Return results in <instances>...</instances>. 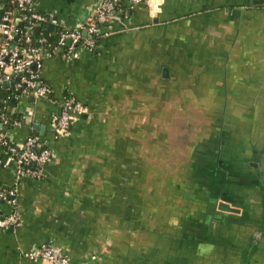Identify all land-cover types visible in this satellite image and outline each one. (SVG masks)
<instances>
[{
  "label": "crops",
  "instance_id": "1",
  "mask_svg": "<svg viewBox=\"0 0 264 264\" xmlns=\"http://www.w3.org/2000/svg\"><path fill=\"white\" fill-rule=\"evenodd\" d=\"M101 1L35 0L33 7L71 28L93 16ZM126 6L101 26L92 52L81 48L71 58L43 61L48 98L12 102L9 111L21 121L9 136L20 143L38 135L53 160L41 180L17 182L0 147V186L16 189L21 217L18 228L0 231V264H45L23 255L46 244L73 264L211 263L189 243L194 236L181 242L179 228L165 226L150 201L165 194L161 167L170 147H176L171 164L179 168L173 190L189 177L213 181V166L197 171L191 164L205 162L217 139L227 155V144L240 152L229 161L238 171L226 183L244 181V189L232 187L222 200L236 211L230 216L240 223L242 244L220 242L222 254L212 260L264 264V0H163L155 17L140 6L122 13ZM64 96L84 111L56 136L50 124ZM214 182L221 187L220 178ZM0 209L12 211L6 202ZM197 234L200 245L208 243L205 231Z\"/></svg>",
  "mask_w": 264,
  "mask_h": 264
},
{
  "label": "built area",
  "instance_id": "2",
  "mask_svg": "<svg viewBox=\"0 0 264 264\" xmlns=\"http://www.w3.org/2000/svg\"><path fill=\"white\" fill-rule=\"evenodd\" d=\"M34 2L35 0H14L17 9L26 10L28 8L31 11V15L28 17L29 27L24 30L26 47H20L14 43V26L17 20L9 17L0 19V87L5 82H8L9 86L16 83L15 90L20 92L14 98L15 100L23 96L43 99L51 95V88L42 80L40 69L43 61L54 55L47 48L45 39H40L37 45L32 46L31 26L39 27L46 20L53 29L62 25L54 17L35 11ZM124 2H127V8L122 13L140 6L146 8L150 15L155 17L161 9L163 0L101 1L93 16L87 17L75 27L63 29L58 40L62 57L71 58L81 48L92 52L102 36L101 26L107 23L111 16L118 13V8ZM83 111L84 107L80 102L71 96H64L50 124L51 131L56 136L68 132L72 122L75 121V115ZM19 124V122H14L12 128ZM6 125L7 118L0 110V147L8 161L14 166L16 181L25 178L37 181L44 178L45 166L53 160L51 150L38 135H30L20 143L13 141L9 136V131L12 128L9 129ZM4 202L11 205L12 211L10 214L0 212V231L18 228L21 225V217L17 212L16 189L14 187L1 189L0 205ZM23 257L28 261H41L45 264H73L68 255L50 244L41 245L31 252L25 253Z\"/></svg>",
  "mask_w": 264,
  "mask_h": 264
},
{
  "label": "flooded vegetation",
  "instance_id": "3",
  "mask_svg": "<svg viewBox=\"0 0 264 264\" xmlns=\"http://www.w3.org/2000/svg\"><path fill=\"white\" fill-rule=\"evenodd\" d=\"M200 128V126L198 125V129ZM200 130V129H199ZM196 132L194 137H197V135H200V132ZM199 137V136H198ZM221 140V139H220ZM219 139H217L216 141H218V145H216L215 147H213L210 150H207L206 155L204 154V157L206 159V161L204 162L203 160L201 161L199 158H195L193 161V164H191V168L199 171L200 168L204 167L207 168L209 166H213V170L211 172H213V175L216 178H220V180L222 181V183L220 184L221 187H214L213 185L217 186V183L213 181H211V179H207V182H210L211 187L209 188L211 189H218L219 188V192L222 193L223 189H226L225 184L227 185V180H228V171L224 170L226 168V162L221 163L220 159H225L224 156H231L232 159L233 157L235 158V154H236V149L233 151L230 148V145H226V143L223 142V144L226 145V151H231L230 155H227L225 152V149H223L224 151H221V144L219 143L220 141ZM220 144V145H219ZM233 144V143H232ZM172 148V147H170ZM168 148L170 151H175L176 152V147H173L172 149ZM170 151H166V161L167 163L165 165H163L161 167V170L164 169V173L165 174V180L164 181V195L157 197V193L156 196L153 197V199L150 201V209H152V207H154V210L158 211V214L160 213V216H162L163 220H164V224L166 227L169 226H174V228H179L180 233L181 234V242L183 241H188L186 239H190V235L189 233L194 236L192 237L193 240L189 243H191V245L195 244L197 245L199 248L201 247L203 252H205V255H208L211 258V263L210 262H205L204 264H214L213 262V256L216 257L219 254H222V251H218V249H221L220 247V242L222 243V241L225 240V245L227 244L228 240L232 241V244H228V247H232V245L234 244V241L237 242L238 244L240 243V245L242 244V241L240 240V238L237 235V226L240 225V223H238L236 221V219L232 216L236 215V211L234 209L230 210H220L218 208L219 203H224V199L223 196L222 197H218L215 198L212 202V205L207 206L204 205V201H202L201 199H198V197L201 195H203V193H211V191H208V189L205 186V182L206 180L203 181H199L196 180L195 178H188L186 179L185 183L183 184V186L180 187V190H178L176 192V190H173V185L174 183H176V181H173L175 176H176V169L178 170L179 168H176V164H171V159L170 158ZM226 159H228L226 157ZM223 162V161H222ZM232 164V163H231ZM237 163H234V173L236 171H238L237 169V165H235ZM233 165V164H232ZM171 167H174V170L171 169ZM182 170L186 172H188L187 169H185L186 167H184L183 165L180 166ZM190 171V170H189ZM217 171V173H216ZM190 173V172H189ZM188 173V174H189ZM205 174V173H204ZM221 174L226 175L227 179L225 182V179L222 180L223 176H221ZM203 176V175H202ZM201 178V176H200ZM172 179V180H171ZM248 179L250 180V183L252 184V176L250 174V176L248 177ZM225 182V183H224ZM239 184H237V187H240L241 190L244 189V181H238ZM215 183V184H214ZM207 184V183H206ZM214 187V188H212ZM235 187V188H237ZM239 189V188H238ZM163 191V190H162ZM161 191V192H162ZM208 191V192H207ZM156 192V191H154ZM213 192H215L213 190ZM212 192V194H213ZM234 197L237 198L238 193L234 190ZM152 197V196H151ZM156 203L158 205H156ZM236 204H238V202H235ZM153 204V206H152ZM208 207L205 212L203 210V207ZM229 208V207H228ZM230 214H228V213ZM151 214H153L150 212V217ZM232 215V216H230ZM240 222V221H239ZM219 224L223 225V227L225 228L224 232L223 231H218L219 228ZM227 227L229 228V231L227 230ZM172 228V227H171ZM239 229V228H238ZM204 231L207 233L205 235L206 236V240L208 243H206L205 245H200L201 241L199 238V235L197 234V232L199 233H204ZM169 234V233H168ZM176 235V233H175ZM205 240V241H206ZM210 241V242H209ZM176 244V242H175ZM183 245V247L185 246V244H178L177 248L179 249L180 246ZM217 245V247H216ZM186 247V246H185ZM184 247V248H185ZM226 249H228L227 247H225L223 250L226 251ZM222 250V249H221ZM170 264H175V262L173 260H170Z\"/></svg>",
  "mask_w": 264,
  "mask_h": 264
},
{
  "label": "trees",
  "instance_id": "4",
  "mask_svg": "<svg viewBox=\"0 0 264 264\" xmlns=\"http://www.w3.org/2000/svg\"><path fill=\"white\" fill-rule=\"evenodd\" d=\"M0 19L3 17H9L16 19V24L14 26V43L20 47H26L24 43V30L29 27L28 17L31 15L30 9L19 10L16 8L14 0H0ZM47 19V17H46ZM50 24L46 20L39 27L31 26V41L32 46L37 45L40 39H45V44L49 51L53 52V55H61V48L58 45V40L61 35V32L65 27L60 26L56 27L52 31H49ZM97 41V40H96ZM98 43V42H97ZM41 83L43 81H40ZM15 84L12 83L8 87H0V110L4 113L7 118V128H12L14 122L21 121V117L16 113H11L9 109L13 106L14 98L19 94L20 91L15 90ZM4 187L0 186V191Z\"/></svg>",
  "mask_w": 264,
  "mask_h": 264
},
{
  "label": "rangeland",
  "instance_id": "5",
  "mask_svg": "<svg viewBox=\"0 0 264 264\" xmlns=\"http://www.w3.org/2000/svg\"><path fill=\"white\" fill-rule=\"evenodd\" d=\"M225 101V100H224ZM224 101H222V102H224ZM198 108H200V107H198ZM198 120H200V117H199V119ZM200 122V121H199ZM234 133V136H235V134H236V131H234L233 132ZM220 145V144H219ZM224 148H222L221 147V150H220V152L221 151H224L223 150ZM236 149V148H235ZM236 154H240V152L239 151H237V149H236ZM226 157L229 159V158H231V156H225V159H220V161H221V163H224L226 160H227V162H226V167H228V164H230L231 162H229V161H231V159H226ZM222 161H224V162H222ZM236 165V164H235ZM230 166V168H229V173H228V180L227 181H232L231 179V177L233 176V175H235V173H234V165H232V164H230L229 165ZM216 173H217V171H216ZM224 174H221V176H223ZM227 176L226 175H224L223 176V178H222V180L223 179H225V182H226V178ZM224 182V183H225ZM228 182V183H229ZM209 185H210V182H207ZM208 184H206V182H205V186L206 185H208ZM227 187H225L226 188V191H227V193L225 192V191H223L222 193H220L219 192V189H211V190H214L215 192H213V194H212V192L209 194V193H203V195L201 196H199L198 197V199H201L202 201H204V205H207V206H210V205H212V202H213V200L215 199V198H218V197H222L223 196V198H227V194L229 193V190L232 188V187H236L237 186V184H236V186H232V185H230V184H227L226 185ZM206 188L208 189V191H211L209 188L210 187H207L206 186ZM213 188V187H212ZM207 191V192H208ZM230 194H233L231 191H230ZM203 207V210H204V212H205V210L208 208V207H205V206H202ZM247 246V245H246Z\"/></svg>",
  "mask_w": 264,
  "mask_h": 264
},
{
  "label": "water",
  "instance_id": "6",
  "mask_svg": "<svg viewBox=\"0 0 264 264\" xmlns=\"http://www.w3.org/2000/svg\"><path fill=\"white\" fill-rule=\"evenodd\" d=\"M8 86H9V83L8 82H5V83L2 84V87H8ZM4 130H7V128H4ZM218 208L220 210H230V208H228V206L225 205V204H223V203H219Z\"/></svg>",
  "mask_w": 264,
  "mask_h": 264
}]
</instances>
